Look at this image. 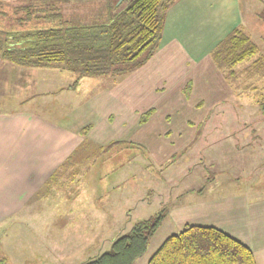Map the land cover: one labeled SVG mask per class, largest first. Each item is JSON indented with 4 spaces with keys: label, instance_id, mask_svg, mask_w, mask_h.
<instances>
[{
    "label": "crops",
    "instance_id": "obj_1",
    "mask_svg": "<svg viewBox=\"0 0 264 264\" xmlns=\"http://www.w3.org/2000/svg\"><path fill=\"white\" fill-rule=\"evenodd\" d=\"M129 1L0 0V7L8 12V8L13 7L11 5H15L14 8L48 6L59 14L55 20L75 26L102 23L112 13L124 8ZM248 1L247 7L256 5L251 0ZM258 5L259 11L256 14H264V0H259ZM51 21L36 20L39 27L51 25ZM239 27H242L239 0H177L165 15L161 40L154 55L122 83L117 84L109 78L105 87H99L88 99L79 105L74 104L72 108H69L71 102L68 97L77 93L83 79L76 89H70V72L20 68L0 59V248L7 244L6 256L14 260L15 264H32L26 259L38 254L47 256L44 264H66L69 260L71 251L64 246L65 243L68 244L69 228L64 233L62 224H84L87 221L83 215L91 211L85 206L81 198L82 191L78 189L81 182L78 180L79 169L75 170L77 175L73 181H77V184L73 195L66 189L69 181L60 178L55 182L53 174L62 163L72 157L77 160L90 157L92 154L86 153V148L110 152L112 148L107 147L111 143L120 142L111 141L115 137L112 132L117 129L118 123L126 125L125 116L118 119L115 111H112L117 105L114 94L118 92L119 86L126 83L125 89H128L138 83L139 92L152 95L162 92L163 97L169 94V82H174L181 95L183 87L190 81L189 99L185 100L179 95L177 105L171 109V112H181L179 123L173 124L172 121L173 127L178 128L176 134L182 136L183 133V141L187 142L197 133V125H207L204 133L211 143L228 140L216 128V121L203 117V114L206 111L208 114L221 102L230 103L243 97V94L236 95L229 88L210 57L214 47ZM135 79L137 80L134 81ZM62 80L64 82L60 83ZM210 80L215 81L217 86L212 87L208 93L211 88ZM197 89L204 95L198 103L194 99ZM222 91L226 93L209 101L210 104L205 103L209 96ZM102 100L105 102L102 115L94 122L91 120L92 116L98 117L99 113L95 110L101 109ZM107 101L113 107L108 108ZM199 103L200 108L197 107ZM178 104L180 107H177ZM201 108L206 109L197 112ZM186 110L191 111L189 116L192 119L183 112ZM132 113L139 116L137 110ZM150 118L141 128H147L153 123L154 120ZM262 122L264 121H259L257 127ZM245 125V121L242 124L235 122L234 127L239 128L229 129L228 136H239L242 132L240 127L244 128ZM85 127L90 129L82 135L80 131ZM158 130L153 135L160 141H155H167L165 132L159 128ZM240 149L236 147L235 151L242 152L243 149ZM150 151L152 154H147L148 160L150 158L154 166L166 169L169 177L172 174H189L192 169L193 173L197 171L193 177V187H177L178 191L174 192L180 193L171 199L175 202L167 207L163 205L164 219L167 218L179 232L187 225L214 227L245 245L252 252L256 264H264V162L255 164L256 154H250L246 161L245 154H205L206 157L203 154H166L160 147L154 150L150 148ZM201 156L206 159L207 171H217L211 178L204 176V169H199L203 164ZM175 157L174 163L171 162ZM223 158H228L231 164L232 172L229 174L227 161ZM176 164H180L182 169L175 170ZM246 165L249 166L248 176ZM51 179L50 185L46 186ZM171 182L172 180L169 181ZM175 183L180 185L182 181ZM175 183L169 185V191L176 188L173 186ZM163 189L162 186L160 190ZM40 208L45 209L47 216L39 215ZM39 222L51 226H47V242L42 241L37 233L36 224ZM77 235L79 240L74 245L78 250L75 253L85 248L84 228L82 232L78 230Z\"/></svg>",
    "mask_w": 264,
    "mask_h": 264
},
{
    "label": "rangeland",
    "instance_id": "obj_2",
    "mask_svg": "<svg viewBox=\"0 0 264 264\" xmlns=\"http://www.w3.org/2000/svg\"><path fill=\"white\" fill-rule=\"evenodd\" d=\"M239 1L242 16L241 29L256 45L259 55L264 59V14H256V12L259 11V0H251V2L256 4L254 7L246 6L247 2H249L248 0ZM11 6L13 7L8 8L9 14L10 11L13 12L15 5ZM1 9L7 12L5 8L1 7ZM20 15L21 14L18 16ZM4 17L0 15V29L3 31H22L31 28L35 23L37 24L36 20L19 23L15 19L16 16L12 13L8 15L7 18ZM246 65V63L242 64V66ZM131 73L116 78L117 84L119 82L122 83ZM63 79L65 80L66 77H63ZM64 80L60 83H63ZM68 80L72 83L74 76L71 74ZM108 80L109 78H83V81L79 84V88L76 91L77 93L68 97L71 102L69 108H72L74 104L79 105L88 99L99 87H105L104 85H106ZM136 80L137 79L134 81ZM169 83L170 86L167 85L169 94L163 97L162 92L156 95L139 92V90H137L138 83H134L133 86H130L128 89H125L126 83L123 86H119L118 92L114 94L116 96L114 98L117 101V105L112 111H115L118 119L125 116L126 125L118 123L117 129L112 132L115 137L111 141H120V143L114 145L110 152L105 149L97 148L95 151L86 148V153L92 154L90 157L81 160L74 159V157L71 158L70 161L76 163L74 164L76 167L75 170L79 169L78 173L80 177L78 180L80 179L81 182L78 184V189L82 191L81 198H83L86 204L85 206L90 209L91 213L86 215L81 214L84 218L86 217L85 221L87 222L84 224H78L76 222L72 224H62L64 233L67 232L66 228H69L68 244H64V246L68 247L71 251L68 260L69 264H78L93 255L110 251V242L116 236L127 233L130 228L140 222V220H154L155 216L159 213L162 212V214H164L163 208L172 205L175 200L172 201L171 199L180 193L174 192V190L178 191L179 187H182V189L193 187V177H195L196 170L194 173L192 169L189 174L184 173L178 176L172 174L169 177L166 175V169L156 167L151 163L152 161L150 158L148 160L147 154H152L150 148L152 150L157 147L163 148L166 154H203L202 156L205 157V154H245L246 161L250 154H256L255 164L264 162V122L257 127L259 121H264V98L262 99V97H260L264 93V79L256 83V91L245 92L242 95L243 97L234 99L230 103L221 102L214 106L208 114L207 111L204 112L203 117H208L216 121V128L222 131L220 134L224 133L227 137L226 139H228L215 142L214 144L211 143V140L206 139V134L204 132L207 125H197V133L194 137L187 140V142L183 141V133H181L182 136H179L178 133L176 134V129L178 128L173 127L172 121L173 124L179 123L181 120L179 116L181 112H171V109L177 105L176 100L180 94L179 89L175 88L174 82ZM149 85L152 86L151 84ZM210 86L211 88L208 93H210L212 87H216L217 84L215 81L210 80ZM190 92L191 82L188 81L183 87L180 97H184L185 100H188ZM203 92H205V89H203ZM224 93L226 92L222 91L219 94L209 96V100L207 99L205 103L210 104L209 101L220 97ZM202 96L204 95L200 89L195 90L194 99L196 103L201 101L200 97ZM56 100L57 98H55V101ZM104 103V100H102L101 109L95 110L99 115L98 117L92 116L91 120L94 122L101 117ZM107 103L108 108L113 107L111 102L107 101ZM177 107H180L179 104ZM197 107L200 108L201 103L197 104ZM186 108L189 107L186 106ZM203 108H201L202 110L199 109L197 112H203L206 109ZM133 110L138 111V117L136 116L137 114L132 113ZM149 110H152L149 118L152 117L154 121L149 127L141 128L144 123H139L137 120L139 121L142 114ZM183 112L187 114L189 119H192V117L189 116L191 111L186 110ZM132 114L135 115L134 118ZM168 114L171 116H167ZM237 121H239L240 124L245 121L246 127H240L242 132H240L239 136L233 134L231 135L232 137H229V129L237 130L239 128L236 126L234 127V123H237ZM158 128L163 130V133L165 132L164 137L167 141L160 138L163 142H156L160 140L155 139L153 133L157 131ZM236 147L241 148L240 150L243 149L242 152H236ZM202 156L200 160H203V164L200 165L201 168L199 167V169H204L203 171L206 172L204 176L211 178L212 174L217 173V171L216 169H209L207 171L206 168L208 167H206L207 165L205 164L206 159ZM175 160L176 157L173 158L171 162L174 163ZM223 160L227 161V166L229 167L227 174L231 173L232 169L228 158H223ZM179 166L180 164H176L174 169H182ZM246 167V175L248 176L249 166L246 165ZM142 171H147V173H142ZM170 180H172L171 183H175L179 180L182 181V183L180 185L176 183L175 185L173 184L176 188L169 191L168 187L171 184L169 183ZM203 183H205V179ZM76 184L77 181L68 182L66 189L70 195H73ZM162 186L164 187L163 191L160 190ZM237 191L239 192L238 184ZM40 209L39 215L42 217L47 216L44 211L45 209ZM55 223L57 224L58 222ZM48 225L49 224L40 222L36 224L37 233L42 241L45 242L48 241ZM49 227L51 226L49 225ZM83 228L85 231V248L81 249L79 253H75L78 249L74 243L79 240L77 232L78 230L82 232ZM23 232L26 231L23 230ZM178 232V228L174 227L167 218L163 219L156 232L149 239L145 254L133 264H147L150 257L155 253L163 241ZM81 238L82 236H80V239ZM82 241L83 240H80V242ZM38 247L40 246L38 245ZM5 248H8L7 244H3L0 248V264H15L16 262L14 260L6 256ZM46 258V255L38 254L36 256H29L26 260L30 261L32 264H36V262L37 264H44ZM68 261H66V264Z\"/></svg>",
    "mask_w": 264,
    "mask_h": 264
},
{
    "label": "trees",
    "instance_id": "obj_3",
    "mask_svg": "<svg viewBox=\"0 0 264 264\" xmlns=\"http://www.w3.org/2000/svg\"><path fill=\"white\" fill-rule=\"evenodd\" d=\"M177 0H130L120 11L98 24L68 25L55 20L53 8L20 6L13 8L16 21L52 20L51 25L35 23L22 31L0 29V59L8 64L32 69L70 72L76 89L83 78L122 77L143 66L156 52L165 15ZM0 7V15H10ZM21 14L20 16H18ZM57 22V23H56ZM216 69L236 95L256 91L264 79V59L242 29L235 28L210 52ZM246 63V66L242 64ZM264 98V93L262 94ZM152 110L142 114L145 123ZM89 127L80 131L85 135ZM120 142L111 143L108 148ZM71 158L62 163L53 179H76ZM52 179L50 180L49 186ZM75 194V193H73ZM165 215L136 223L127 233L111 240L110 251L96 254L81 264H133L147 249L148 241ZM147 264H256L252 252L242 243L214 227L187 225L166 238Z\"/></svg>",
    "mask_w": 264,
    "mask_h": 264
}]
</instances>
